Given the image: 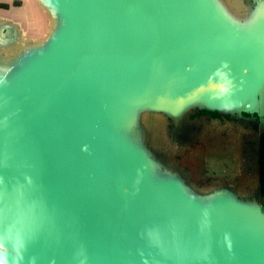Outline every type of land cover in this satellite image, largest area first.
I'll use <instances>...</instances> for the list:
<instances>
[{
  "label": "water",
  "instance_id": "water-1",
  "mask_svg": "<svg viewBox=\"0 0 264 264\" xmlns=\"http://www.w3.org/2000/svg\"><path fill=\"white\" fill-rule=\"evenodd\" d=\"M15 1L0 264H264V199L190 186L143 121L264 118V0Z\"/></svg>",
  "mask_w": 264,
  "mask_h": 264
},
{
  "label": "flooded vegetation",
  "instance_id": "flooded-vegetation-1",
  "mask_svg": "<svg viewBox=\"0 0 264 264\" xmlns=\"http://www.w3.org/2000/svg\"><path fill=\"white\" fill-rule=\"evenodd\" d=\"M164 130L169 145L151 144L153 151L191 184L254 192L264 199V131L259 133L256 123L197 110L176 123L167 121Z\"/></svg>",
  "mask_w": 264,
  "mask_h": 264
},
{
  "label": "rangeland",
  "instance_id": "rangeland-1",
  "mask_svg": "<svg viewBox=\"0 0 264 264\" xmlns=\"http://www.w3.org/2000/svg\"><path fill=\"white\" fill-rule=\"evenodd\" d=\"M204 111V110H203ZM193 113V112H192ZM216 113V112H215ZM217 114V113H216ZM218 115V114H217ZM242 115H246V113H242ZM248 116H243L241 118H235L236 120H240L243 122L248 121H253L254 123H256V125L258 126V131L259 133L264 131V118L259 117L257 114H247ZM220 116V115H219ZM224 116V115H222ZM230 118V117H229ZM143 121H145L147 124H149V127L151 128V132H150V142L152 144H157V145H162V144H168V140L165 134V130H164V120L161 119L159 116L157 115H152V114H147L145 113L143 116ZM240 130H242L240 128ZM211 156H213V153H210ZM213 159H216L215 157H212ZM173 168L171 167L170 170H172ZM175 171V170H174ZM176 174H179V172L175 171ZM180 175V174H179ZM181 176V175H180ZM182 177V176H181ZM183 178V177H182ZM184 179V178H183ZM187 184H189L190 186L197 188L195 185L191 184L189 181H187L186 179H184ZM201 191H204L200 188H197ZM215 189V188H214ZM213 190V189H210Z\"/></svg>",
  "mask_w": 264,
  "mask_h": 264
},
{
  "label": "crops",
  "instance_id": "crops-1",
  "mask_svg": "<svg viewBox=\"0 0 264 264\" xmlns=\"http://www.w3.org/2000/svg\"><path fill=\"white\" fill-rule=\"evenodd\" d=\"M8 1H11V3L15 6V5H20V2L19 1H15V0H0V7L1 8H4V9H7L8 8V4L9 2Z\"/></svg>",
  "mask_w": 264,
  "mask_h": 264
},
{
  "label": "trees",
  "instance_id": "trees-1",
  "mask_svg": "<svg viewBox=\"0 0 264 264\" xmlns=\"http://www.w3.org/2000/svg\"><path fill=\"white\" fill-rule=\"evenodd\" d=\"M261 172H262V175H261L262 182H264V162H263L262 167H261Z\"/></svg>",
  "mask_w": 264,
  "mask_h": 264
}]
</instances>
